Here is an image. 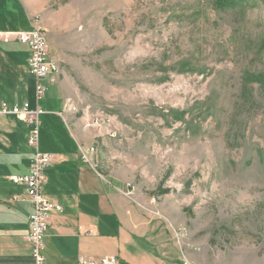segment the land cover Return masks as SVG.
Instances as JSON below:
<instances>
[{
	"label": "rangeland",
	"instance_id": "obj_1",
	"mask_svg": "<svg viewBox=\"0 0 264 264\" xmlns=\"http://www.w3.org/2000/svg\"><path fill=\"white\" fill-rule=\"evenodd\" d=\"M32 26L61 69L40 151L93 146L99 181L174 264H264V0H0V31ZM9 47L0 78L13 66L25 82L29 48ZM26 85L11 101L0 82V101L34 107ZM18 124L0 152L32 160L33 127Z\"/></svg>",
	"mask_w": 264,
	"mask_h": 264
},
{
	"label": "crops",
	"instance_id": "obj_2",
	"mask_svg": "<svg viewBox=\"0 0 264 264\" xmlns=\"http://www.w3.org/2000/svg\"><path fill=\"white\" fill-rule=\"evenodd\" d=\"M15 43L0 40L11 51L14 50L9 45ZM7 90L13 95L7 98L2 95L0 99L22 98L19 93ZM23 95L28 96L26 90ZM58 116L61 114L55 115ZM18 123L23 122L0 118L3 134L0 142H17L21 131ZM79 147L74 152L67 145L62 147L63 151L46 152L57 158L46 171L44 193L64 210L50 216L45 264H79L80 258L113 256L119 257L123 264H174L169 252L152 247V237L142 226L141 218L131 214V203L118 197L111 186L101 183L96 171L80 160ZM20 148L14 155L0 152V171L11 172L10 177L29 172L31 158L23 157ZM9 178L0 177V264H34L32 248L26 240L33 208L28 199L13 201L14 195H25L26 188L15 185Z\"/></svg>",
	"mask_w": 264,
	"mask_h": 264
},
{
	"label": "built area",
	"instance_id": "obj_3",
	"mask_svg": "<svg viewBox=\"0 0 264 264\" xmlns=\"http://www.w3.org/2000/svg\"><path fill=\"white\" fill-rule=\"evenodd\" d=\"M0 40L16 42L29 48L28 70L33 79V90L36 95V105L28 101L22 104H9L0 101V118H15L33 127L28 142L35 149L29 172L22 176H11L9 180L26 188L25 195H14L13 201L28 199L33 212L30 216V232L26 240L31 245L34 264H45V237L48 231L49 219L53 212L62 213L63 207L51 200L44 193L46 171L56 161L57 155L40 151V118L46 113L41 107V99L47 94L49 87L59 84L61 69L52 57L46 31L39 26L28 30L0 32ZM91 148L79 147L78 156L84 163L96 168L91 160ZM79 264H123L119 257H103L100 259L80 258ZM175 264H194L187 258H182Z\"/></svg>",
	"mask_w": 264,
	"mask_h": 264
},
{
	"label": "trees",
	"instance_id": "obj_4",
	"mask_svg": "<svg viewBox=\"0 0 264 264\" xmlns=\"http://www.w3.org/2000/svg\"><path fill=\"white\" fill-rule=\"evenodd\" d=\"M244 1L246 0H217V6L222 8H232L242 4ZM12 67H4L3 73H1L0 82H2L3 86H5L7 89L13 90L23 96L24 90L27 91V86H29L26 84H33V79L31 75L28 74L24 77L26 84L25 82H20L18 75L14 74V69Z\"/></svg>",
	"mask_w": 264,
	"mask_h": 264
}]
</instances>
